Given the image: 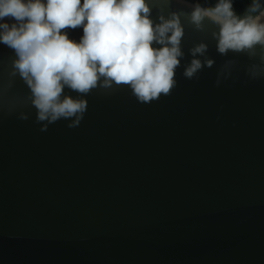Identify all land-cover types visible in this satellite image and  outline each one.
Here are the masks:
<instances>
[{
  "label": "water",
  "instance_id": "obj_1",
  "mask_svg": "<svg viewBox=\"0 0 264 264\" xmlns=\"http://www.w3.org/2000/svg\"><path fill=\"white\" fill-rule=\"evenodd\" d=\"M145 3L154 28L182 29L172 89L141 103L127 85L66 88L87 100L73 128L41 131L0 43V264H264V44L220 53L198 0Z\"/></svg>",
  "mask_w": 264,
  "mask_h": 264
},
{
  "label": "clouds",
  "instance_id": "obj_2",
  "mask_svg": "<svg viewBox=\"0 0 264 264\" xmlns=\"http://www.w3.org/2000/svg\"><path fill=\"white\" fill-rule=\"evenodd\" d=\"M148 13L145 0H0V21H15L0 22V43L19 57L15 67L31 89L37 120L48 122L41 131L60 119L70 120L69 128L83 119L87 100L64 95L66 88L86 95L98 85H127L141 103L169 94L182 29L175 17L154 28ZM204 17L221 25L220 53L264 44L260 17H237L231 0H220L213 9L197 7L192 14L197 24ZM78 27L79 41L64 31ZM203 51V45L195 49ZM200 67L193 60L184 75L191 78Z\"/></svg>",
  "mask_w": 264,
  "mask_h": 264
},
{
  "label": "trees",
  "instance_id": "obj_3",
  "mask_svg": "<svg viewBox=\"0 0 264 264\" xmlns=\"http://www.w3.org/2000/svg\"><path fill=\"white\" fill-rule=\"evenodd\" d=\"M194 2L195 0H189ZM199 3L207 8L213 9L220 2V0H198ZM232 10L235 15L241 19L246 16L256 17L264 10V0H231ZM253 6H257L256 11H252Z\"/></svg>",
  "mask_w": 264,
  "mask_h": 264
}]
</instances>
